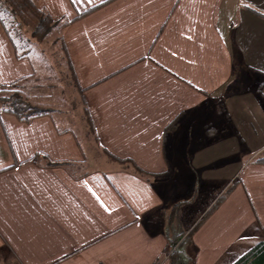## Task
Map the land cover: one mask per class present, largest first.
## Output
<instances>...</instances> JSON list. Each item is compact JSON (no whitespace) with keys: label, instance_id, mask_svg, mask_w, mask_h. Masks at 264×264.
Segmentation results:
<instances>
[{"label":"crops","instance_id":"obj_1","mask_svg":"<svg viewBox=\"0 0 264 264\" xmlns=\"http://www.w3.org/2000/svg\"><path fill=\"white\" fill-rule=\"evenodd\" d=\"M31 1L65 21L86 122L0 103V264H172L187 182L182 264L264 239V0ZM34 73L0 20V89Z\"/></svg>","mask_w":264,"mask_h":264},{"label":"trees","instance_id":"obj_2","mask_svg":"<svg viewBox=\"0 0 264 264\" xmlns=\"http://www.w3.org/2000/svg\"><path fill=\"white\" fill-rule=\"evenodd\" d=\"M0 20L15 45L18 57L26 56L29 50L23 52L20 51L22 47L16 41L13 34L14 31H19L24 26H26L30 29L31 35L40 40L51 37V35H53L57 31L58 35L56 40L60 41V48L67 59V63L71 70L75 86L76 82L72 63L69 59L67 47L61 35V28L64 26L65 21L54 20L50 16V14L38 8L31 0H0ZM20 81L21 79L11 82L9 84H5L1 87L0 103L2 105V109L4 111L15 114L21 120L27 121L37 115H42L44 113L50 112V109L40 108L29 101L28 95H26L25 93V91H28L26 87H24V85L20 84ZM259 160H264V158ZM52 163L62 164L64 162ZM138 171L141 170L138 169ZM176 207L177 208L174 207L172 209L169 216L168 231L169 233L171 232L174 234V236L169 239V249L173 247L175 243L174 240H176L177 237L185 233L183 226L182 230H179V220L182 216V213L180 211L181 207ZM175 218L177 219V222L174 221ZM189 234H187L188 239L190 237ZM174 251V254L171 255L172 264H182V261H180L178 254L179 251L176 249ZM232 264H264V239L257 241L247 252L241 255Z\"/></svg>","mask_w":264,"mask_h":264},{"label":"rangeland","instance_id":"obj_3","mask_svg":"<svg viewBox=\"0 0 264 264\" xmlns=\"http://www.w3.org/2000/svg\"><path fill=\"white\" fill-rule=\"evenodd\" d=\"M13 34L16 41L22 47L20 51L29 50L28 54L24 57L30 59L35 72L34 76L29 80L30 86L28 88H31L27 89L28 92L25 91L29 101L40 108H48L58 112L66 111L67 115L65 116L68 119L70 118L73 124L85 123L86 119L82 101L74 86L73 76L67 59L60 48V41L56 40L58 32L56 31L49 38L40 40L33 37L30 29L24 26L19 31H14ZM56 114L59 115L58 113ZM194 185H196L195 182H187L183 185L181 192H187L188 195L182 198H174L172 202L174 204L171 205L172 209L174 207L177 208L176 206L178 208L181 207V202H184L181 199L193 197L191 194L196 189ZM187 219L184 222L190 221L192 214ZM187 240H189L187 234L177 237L174 240L173 247L169 249V255H173L175 249H181ZM186 249H188L187 245Z\"/></svg>","mask_w":264,"mask_h":264}]
</instances>
